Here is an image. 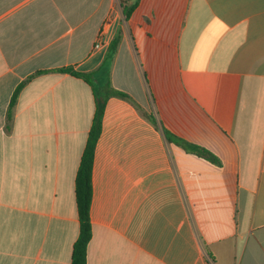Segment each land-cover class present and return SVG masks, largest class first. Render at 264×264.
Here are the masks:
<instances>
[{"label":"crops","instance_id":"crops-1","mask_svg":"<svg viewBox=\"0 0 264 264\" xmlns=\"http://www.w3.org/2000/svg\"><path fill=\"white\" fill-rule=\"evenodd\" d=\"M118 32L87 264H264V0H0V264L72 263L96 98L60 70Z\"/></svg>","mask_w":264,"mask_h":264},{"label":"trees","instance_id":"trees-1","mask_svg":"<svg viewBox=\"0 0 264 264\" xmlns=\"http://www.w3.org/2000/svg\"><path fill=\"white\" fill-rule=\"evenodd\" d=\"M139 0H120L123 9V16L128 21L135 9L138 6ZM121 33L118 32L111 44L109 45L107 54L97 71L91 73H78L71 68L61 69L62 73H70L71 75L83 79L88 83L93 90L96 98V111L93 119V124L88 136L87 144L84 149L80 166L76 176V204L80 222V233L75 242L72 254L71 264H87L88 246L92 239V223H91V203L93 196L92 173L95 161V149L97 142L102 134L103 117L105 113L106 103L112 98H120L126 101H131L128 94L116 90L110 79L111 67L118 51L121 42ZM28 82V80H27ZM27 82L22 83L15 91L9 111V120L12 118V109L15 106L18 97ZM146 118L153 124L157 125V120L153 115L144 114ZM164 135L169 142L178 143L186 148L190 153H193L201 158H204L212 163L220 164L219 160L208 150L199 146L189 144L183 140H178L168 131L164 130Z\"/></svg>","mask_w":264,"mask_h":264},{"label":"built area","instance_id":"built-area-1","mask_svg":"<svg viewBox=\"0 0 264 264\" xmlns=\"http://www.w3.org/2000/svg\"><path fill=\"white\" fill-rule=\"evenodd\" d=\"M106 46H105V41L103 40L102 37L99 38V40L97 41V43L95 44V49L96 50H101V49H104Z\"/></svg>","mask_w":264,"mask_h":264}]
</instances>
